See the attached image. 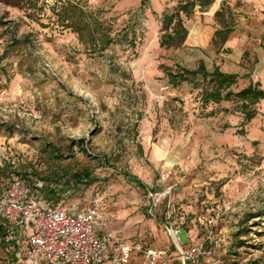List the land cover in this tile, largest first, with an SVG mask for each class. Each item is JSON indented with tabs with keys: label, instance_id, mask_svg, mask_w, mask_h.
<instances>
[{
	"label": "rangeland",
	"instance_id": "1",
	"mask_svg": "<svg viewBox=\"0 0 264 264\" xmlns=\"http://www.w3.org/2000/svg\"><path fill=\"white\" fill-rule=\"evenodd\" d=\"M79 1L114 35L101 55L85 51L60 25L55 0H0V201L14 181L43 184L50 172L43 150L50 147L64 164L87 159L94 166L95 183L70 190L58 204L77 208L70 213L97 206L96 233L176 254L166 229L183 228L181 244L199 242L216 203L214 227L224 246L213 249L212 259L262 264L264 100L256 118L244 123L234 103L202 107L199 90L173 86L165 73L176 66L193 70L200 61L209 71L234 68L231 51L213 40L229 25L230 4L239 1L221 3L224 23L211 7L183 17L188 35L178 49L160 48V18L181 0ZM256 42L250 40L239 66L254 71L264 90V51L256 47L255 57ZM169 187L154 206L150 194ZM169 203L175 214L167 227ZM29 234L21 231V250ZM11 252L0 249V264L14 263Z\"/></svg>",
	"mask_w": 264,
	"mask_h": 264
},
{
	"label": "trees",
	"instance_id": "2",
	"mask_svg": "<svg viewBox=\"0 0 264 264\" xmlns=\"http://www.w3.org/2000/svg\"><path fill=\"white\" fill-rule=\"evenodd\" d=\"M30 1L38 3L44 0ZM214 1L181 0L177 3L175 9L164 11L160 18V48L178 49L182 47L188 35L183 17L188 18L196 7L202 12H206L213 5ZM55 2L58 7L54 10V13L59 19L60 25L77 36L85 51L92 55H101L113 44L115 38L111 29L91 12L87 11L79 0H55ZM227 12L231 16L228 19L229 25H223L221 29L214 32L213 42L217 41L221 49H223L235 27L233 26L235 14L232 8H229ZM222 13L220 4V10L215 12L214 15L219 17L222 23H224ZM121 37L124 38V41L128 39L125 33ZM242 55L243 57L246 56V52ZM237 65L240 68L239 64ZM240 69V73H232L226 71L224 68L215 66L209 71L204 62L200 61L193 70L176 66L175 69L165 70V73L171 85L179 86L183 83H188L193 88L199 90L202 107H206L209 104L218 105L222 102H232L236 107L234 111L242 116L244 123H249L258 115L257 106L264 100V90L261 88L259 82L251 81L253 71L250 68L249 70L245 68ZM244 80H248L247 85L235 91L237 86ZM208 115H212V112ZM77 143L76 145L82 148L84 140H79ZM43 151L46 153V161L50 165V172L46 177L41 178L43 182V184L40 182L41 187H36V182L32 186H29L26 180H21L35 193L38 200L44 201L50 206H60L58 203L70 190L76 187L86 189L95 183L94 166L91 164V161L86 159L83 163L64 164V158L61 157L59 151L50 147H47ZM212 205H216V203ZM61 208L70 213L69 210L76 207L64 208L61 206ZM25 229L30 231V227L26 224L16 226L0 217V249L7 250L9 247H12L11 258L14 261L13 264H23L24 250L20 249L18 243L20 242V233ZM214 262L220 264L219 260H214ZM174 264H179V262ZM262 264H264V257L262 258Z\"/></svg>",
	"mask_w": 264,
	"mask_h": 264
},
{
	"label": "built area",
	"instance_id": "3",
	"mask_svg": "<svg viewBox=\"0 0 264 264\" xmlns=\"http://www.w3.org/2000/svg\"><path fill=\"white\" fill-rule=\"evenodd\" d=\"M162 180L167 181L168 176H163ZM36 187H41V183L37 182ZM171 189L150 194L152 204L156 206ZM174 207L169 203L164 216L167 227L174 218ZM218 207L212 205L208 209L211 228L205 230L199 242L181 244L178 235L183 228L174 229L172 225L166 229L176 254L136 241L124 242L110 233L98 234L93 229L98 217L97 206L79 213H68L60 206H50L38 200L22 181L12 182L3 194L0 217L10 224L30 227L23 264H174V258L179 264H201L205 258L208 261L203 264H219L212 259L213 249L224 245V237L214 227L219 217ZM228 210L229 206L222 207V213ZM215 216H218L216 220Z\"/></svg>",
	"mask_w": 264,
	"mask_h": 264
},
{
	"label": "crops",
	"instance_id": "4",
	"mask_svg": "<svg viewBox=\"0 0 264 264\" xmlns=\"http://www.w3.org/2000/svg\"><path fill=\"white\" fill-rule=\"evenodd\" d=\"M223 1H229L230 3L233 1H239V3H236L235 5L230 4L232 11L235 14V23L237 24L223 47L227 51H231L228 57L234 58L237 64H239L241 55L244 53L247 45H249L250 40L257 41L256 46L253 47L255 57L256 47H260L264 51V0H215L211 6V12L213 14L220 10V4ZM255 59L257 61V58ZM224 69L232 73L241 72L239 71L241 69L236 66L234 68ZM251 81L259 82L261 88H263L260 80L254 78V71L251 74Z\"/></svg>",
	"mask_w": 264,
	"mask_h": 264
}]
</instances>
